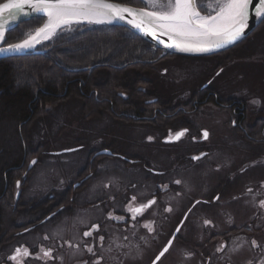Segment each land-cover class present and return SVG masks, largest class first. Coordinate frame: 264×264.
<instances>
[{"label": "rangeland", "instance_id": "1", "mask_svg": "<svg viewBox=\"0 0 264 264\" xmlns=\"http://www.w3.org/2000/svg\"><path fill=\"white\" fill-rule=\"evenodd\" d=\"M198 1L201 2L198 3ZM197 3L198 6L207 9L213 0H197ZM34 18L30 20L33 21ZM30 23L24 29V38L44 24L43 22L37 25V28H33L35 23ZM79 26L84 25H75L72 28ZM262 27H264V21L258 28ZM65 32L68 31L59 33ZM20 34L18 33V36ZM261 34V30H258L253 36L250 35L251 37L249 36L229 51L201 57L172 56L146 42L151 51V59L143 56L142 60L136 61V65L153 67V72H149L150 76L147 77L154 81V89L145 83H141L138 88L147 92L152 91L160 98H166L172 93V81H174V91L176 90L178 95L174 102L182 103L189 97L193 99L195 93L203 91L202 86L208 83L209 86L206 89L213 86L215 91L226 99L234 97L245 100L254 112L253 115L258 112L264 113V37L259 41L260 46L257 43L254 53H246L244 58H235L236 51L243 50L244 46H248L252 41L258 42ZM48 42L38 44L32 51L41 50ZM14 43L19 41L11 40L9 45ZM227 56H231L232 59L227 63L228 65L222 67L220 59L225 60ZM204 61L208 64L212 62L218 67L211 70ZM236 63L239 64L238 67ZM164 65L168 70L164 69ZM156 73L157 76H155ZM154 102L157 100L154 99ZM176 113L178 115H172L170 121L169 119L165 121L171 127L166 126L161 132L148 130L146 126L149 124H145L147 121L126 119L128 124L124 123L123 126L129 132L125 135L131 136L135 146L127 154L131 160L139 162L128 163L120 157L103 158L97 161L93 170V174L97 175L95 179L87 181V187L89 186L88 189L93 187V190L97 191L98 197H92L90 194L89 196L98 199V203L89 207L79 206L72 209L73 217L70 216L71 214L69 217L79 216L77 217L79 221L73 225L72 222L68 223L66 215L62 213L52 220L44 221L43 217L52 204L44 207L40 203L49 198V194L64 190L74 182L76 178L74 176L80 169L88 167L89 158L93 154L92 150L99 148L102 141L100 140L98 145L96 141L90 140L86 143L82 141L76 143L75 139L79 134L84 136L83 134L87 132H97L101 128L95 123H89L84 126L86 133H74L71 128L59 133L57 130L40 129V121L32 125L29 129L31 147L36 149L45 144L47 149H38V154L29 155L24 168L18 170L12 178L14 211L11 210V212L15 214L17 227L11 233L14 238L0 246V264H10L9 257L14 254L15 248L25 241L33 244L30 248L31 255L27 258L28 264H35L39 261L38 256H44L38 244L48 247H42L45 250L54 249L59 254L52 255L56 258L61 257V262L46 264H80L88 261V258L91 262L86 264H94L98 259L99 264H144L149 257L153 258L160 253L179 225L181 226L176 240L159 264H170L171 261V264H202L204 254L211 257L212 248L218 249L226 241L228 244L224 255L233 264H244L249 261H253V264H264V207L260 204L264 201V194H261L264 193V186L260 187L261 183H264V145L260 150L254 138L247 139L246 135L236 131L232 125L228 124L230 117L225 109L213 103L205 104L197 112L186 113L181 109ZM54 125L51 122L50 128L53 129ZM151 125L156 126L157 123ZM184 127L190 128L194 133L192 135L191 130L186 131L184 139L189 140L188 142L183 143V139L178 140L177 145H174V142H165V138L170 133L173 136ZM130 129H133V132H130ZM205 130L209 133L206 140L202 136ZM3 131L8 137L7 134L12 133V128L5 127ZM149 137L152 139L149 140ZM7 139L9 145L13 147L14 142L11 138ZM80 144L81 149H76ZM8 147L2 145L0 158L3 162H5ZM68 149L73 150L64 152ZM199 150H206L208 153L195 161L193 155ZM118 152L124 153V151ZM33 160L37 163L32 164ZM146 164L151 165L148 166L150 168L153 167L165 173L153 174L145 169ZM226 179L229 181V186L226 187L227 190L224 189V195L221 196L222 189H216V187ZM177 180L180 184L175 182ZM18 181L20 186L16 185ZM171 181L172 184L175 182L174 186L169 185ZM20 192L24 194L16 199L15 194ZM210 192L213 193L210 194ZM216 195H219L220 199L211 205H208L209 200L208 202L198 200L210 198L213 202ZM132 197L136 199L133 200ZM154 197L157 199V204H153L154 206L149 207L150 210L147 208L133 219L132 213L128 211L129 205L135 208ZM32 199L38 203L31 205ZM127 203V207L124 208V204ZM109 208H112L110 217L106 214ZM187 213L189 214L186 218ZM53 214L54 212L50 215ZM128 216L131 218L129 223H118L124 221L117 217ZM206 219H209L211 223L205 228L203 224ZM35 222L40 225L38 228L21 232L20 227L24 226L25 230ZM92 222L100 225V231L93 232L92 236L82 241L80 231L75 224L85 225ZM142 222L149 223L151 229L154 228L155 223V234L142 236L146 231L138 228V224ZM127 228L129 230L125 231ZM237 228L242 230L234 234ZM90 229L91 226H88L85 231ZM44 235L48 237V241L44 239ZM101 235L105 239L102 244L99 240ZM253 240L257 241L258 247L252 248ZM69 243L72 247H69ZM86 246L92 247L94 254L89 253ZM222 261L223 259L212 256L210 264H222Z\"/></svg>", "mask_w": 264, "mask_h": 264}, {"label": "trees", "instance_id": "2", "mask_svg": "<svg viewBox=\"0 0 264 264\" xmlns=\"http://www.w3.org/2000/svg\"><path fill=\"white\" fill-rule=\"evenodd\" d=\"M3 1L5 0H0V3ZM112 1L144 7L139 0ZM32 20L22 22L10 30L5 45H9L11 40L21 42L25 35L24 29L30 22L35 23L33 28H37L45 19L36 17ZM258 30L262 32L258 42L252 41L248 46H244L243 50L236 51L235 58H244V54L255 52L257 43L261 45L259 41L264 37V27L255 30L251 36ZM18 33L21 34L18 36ZM43 49L42 53L30 52L22 56L0 59V151L3 144L10 146L7 138L14 142L13 147H8L5 162L0 158V246L14 238L11 233L17 227L15 214L11 212L14 207L12 178L18 170L24 168L29 155L38 154L40 149H47L45 144L36 149L30 145L29 129L39 121L40 129L57 130L59 133L69 128L74 130V133H86L84 126L95 123L101 130L87 132L84 136L79 134L75 139L76 143H86L90 140L98 144L101 140V146L124 151V154L128 155L135 146L131 136L125 135L129 132L123 126L124 123L128 124L126 119L130 121L140 116L152 118L153 120L142 121H147L145 124H149L146 126L148 130L161 132L168 126V122H165L166 119L170 121L168 115L176 116V112L181 109H193L197 112L205 104L213 103L229 114L228 124L231 125L232 118L237 119L243 127L238 132L246 135L247 139L254 138L258 148H263L264 143L259 141L264 138V113L253 115L254 112L243 99H226L211 86L206 91H197L193 99L189 97L182 103H175L174 99L178 95L177 91H174V81L172 93L166 98H160L152 91L140 90L138 87L141 83L154 89V81L147 77L150 76L149 72H153V67L136 65V61L142 60L143 56L151 59V51L146 41L126 27H75L71 31L56 35L40 51ZM231 56H227L225 60L220 59L222 67L228 65ZM207 66L211 70L218 67L212 62L207 63ZM238 66L236 63V67ZM164 69L168 70L165 65ZM152 99L157 102H147ZM156 106L159 112H156ZM51 122L55 124L53 129L50 128ZM153 122L157 125H151ZM5 127L12 128V133L7 134L8 137L3 131ZM131 131L133 132V129H130ZM65 198L68 199V194Z\"/></svg>", "mask_w": 264, "mask_h": 264}, {"label": "snow or ice", "instance_id": "3", "mask_svg": "<svg viewBox=\"0 0 264 264\" xmlns=\"http://www.w3.org/2000/svg\"><path fill=\"white\" fill-rule=\"evenodd\" d=\"M141 2L145 6L134 9L112 0H6L5 3H0V42L4 40L7 25L15 22L21 13L29 14L25 6H28L31 11L41 13L47 19L42 27H38L34 33H28L21 42L10 44L7 48L0 47V53L31 49L41 41L50 40L60 31H71L73 25L85 22L103 24L114 21H124L145 34H151L152 38L165 48L180 52L208 53L240 39L248 26L250 15L264 18V0H213L207 9L198 6L197 0H141ZM157 33L167 37L171 43L158 39ZM183 134V131L178 132L176 138L179 139ZM208 135L209 133L205 130L203 136L207 138ZM151 139L149 137V140ZM36 163L37 161H32V164ZM175 182L180 184L179 180ZM17 185L19 186V181ZM132 199L136 198L132 197ZM155 203V199H151L135 208L129 205L128 211L135 219L144 209ZM260 204L264 207V201ZM167 210L171 211V209ZM117 219H123V217H117ZM204 223L207 225L211 222L205 220ZM145 227L149 231L152 230L149 224H145ZM98 230L99 225L94 224L90 230L83 232V236L90 237L94 231ZM47 238L46 236L45 239ZM99 240L102 243L104 236H99ZM251 244L253 247H258L255 240L251 241ZM170 245L171 241H169ZM69 247H72L70 243ZM86 247L89 253H93L92 247ZM223 247L224 245L217 251H221ZM40 251L45 257L51 258L50 250L41 248ZM167 251L166 246L156 259L159 260L160 256ZM30 255L28 248H16L9 259L19 264L17 260L19 256ZM94 264H99V259Z\"/></svg>", "mask_w": 264, "mask_h": 264}, {"label": "flooded vegetation", "instance_id": "4", "mask_svg": "<svg viewBox=\"0 0 264 264\" xmlns=\"http://www.w3.org/2000/svg\"><path fill=\"white\" fill-rule=\"evenodd\" d=\"M259 27V26H258ZM245 41V40H244ZM243 41V42H244ZM177 56H182V55H177ZM209 85H208V83H206V84H204L203 86H202V89L203 90H205L207 87H208ZM147 102H152V104H155L156 102H154V99H152L151 101H147ZM195 103H197V102H195ZM195 103H194V105H195ZM199 103V102H198ZM197 103V104H198ZM209 104V103H208ZM159 109V108H158ZM158 109H157V106H156V112H159L158 111ZM185 112L186 113H191V112H193V110H190V111H187V110H185ZM169 117H170V119H172V114H170V115H168ZM135 119V118H134ZM136 119H141V120H144V119H146V120H149V119H152V118H149V117H143V116H140V117H137ZM153 120V119H152ZM231 125L235 128V129H237V131H239L240 129H243V127H241L240 125H239V123H238V121H237V119H235V118H232L231 119ZM168 127H171V125L170 126H168ZM190 131L191 129L190 128H188V127H184L182 130H180L179 132H182L183 131V135L182 136H180L179 137V139H177L176 138V134L175 135H173L172 136V133H170L169 134V136L168 137H166L165 138V142H168V143H172V142H174L175 144L174 145H177L178 144V140H182L183 139V143H186V142H188L189 140H185L184 139V137L186 136V131ZM191 132H192V135L194 134L193 133V131L191 130ZM191 136V135H190ZM202 136H203V134H202ZM190 138V137H189ZM203 139H205L206 140V138L203 136ZM180 140V141H181ZM264 138L263 139H261L259 142H261V143H264ZM179 141V142H180ZM201 142V141H200ZM109 147H107V146H101V147H99V148H95L94 150H92L93 151V154L90 156V158H89V165H88V167L86 168V169H84L85 167H83L82 169H80L78 172H77V174L74 176V177H76L75 179H74V182H72V183H70L66 188H64V190H62V191H60V192H58V193H55V194H49V198H47V199H45L44 201H42L41 203H40V205L41 206H44V207H49L51 204H52V206H51V208L46 212V214H45V216L43 217V220L44 221H46V220H48V219H50V220H52L55 216H57V215H59L60 213H62V215H66V217H67V220H68V223L69 222H72V225H73V223H75L76 221H79V218H77V217H79V216H77V217H75V218H70L69 217V215L71 214V212H72V209H75L76 207H79V206H85V207H89V206H91V205H93V204H96V203H98V199H96V198H90V196H89V194L92 196V197H98V196H96V192L97 191H94L93 190V187L91 188V189H88L89 188V186L87 187V181L89 180V179H95V177H96V175L97 174H93V170L95 169V164H97L96 162L97 161H101L103 158H114V157H120V158H124L128 163H137V162H139L138 160H131L130 159V157L128 156V155H125L124 153H121L120 154V152H118V151H116L115 149H112V148H110V149H108ZM76 149H81V146H79V147H76ZM69 151H71V150H73V149H68ZM66 151V150H65ZM171 151H172V149H171ZM200 151V150H199ZM199 151H196V153L193 155V158L194 157H199L198 159H200V158H202V157H204V156H206L207 155V151L206 150H201L200 152ZM63 152V151H62ZM101 152H106V154H100ZM198 159H194L195 161L196 160H198ZM87 161H88V159H87ZM87 161H85V163H87ZM148 166H151V165H148V164H146V166H145V169L147 170V171H150V172H152L153 174H162V173H165V172H161V171H159V170H156V169H154L153 167H148ZM167 181V180H166ZM165 181V182H166ZM228 179H226V180H223V183H222V185H218L217 187H216V189H222V193H221V196L222 195H224L223 194V191H224V189L227 187L226 185L228 184ZM174 184H175V182L172 184V181L170 182V184L169 185H171V186H174ZM16 185H17V183H16ZM19 186H20V183H19ZM262 186H264V183H261V185H260V187H262ZM70 189H72L71 191H70ZM226 190H227V188H226ZM213 192H210V194H212ZM21 194H24V193H22V192H20L19 194H15V197H16V199H18V198H20V196H21ZM68 194V199H66L65 198V195H67ZM220 194V193H219ZM261 194H264V193H261ZM263 197H264V195H263ZM218 198V199H217ZM152 199H155V201L157 200L155 197L154 198H152ZM220 199V196L219 195H216L214 198H213V202L211 201V199L210 198H205V199H198L199 200V202H201V201H203V202H208V200L210 201L209 203H208V205H211V203H214V202H217L218 200ZM106 200H107V198H106ZM224 201H225V199H223ZM30 202H33V203H38V202H36V200H31ZM157 202V201H156ZM24 204V203H23ZM155 204H157V203H155ZM154 204V205H155ZM127 205H128V203L127 204H124V208H126L127 207ZM153 204L150 206V208L152 207V206H154ZM149 208V207H148ZM150 208L148 209V210H150ZM147 209V208H146ZM146 209H144L143 210V212L146 210ZM111 210H112V208H109L108 210H107V212H106V214L110 217V213H111ZM147 210V211H148ZM54 212V214L53 215H50L51 213H53ZM142 212V213H143ZM188 214L189 213H187L185 216H186V218H187V216H188ZM70 216H72L73 217V214H71ZM81 218V217H80ZM130 217L128 216V217H123V221L124 222H122V221H120V222H118V223H122V224H127L126 222H128L129 223V221H130ZM206 220H208L209 221V219H206ZM211 220V219H210ZM212 221V220H211ZM37 222H39V221H37ZM37 222H35V223H33V224H29L30 225V227L29 228H26L25 230H24V226H22V227H20L22 230H21V232H25V231H30V230H35L36 228H38L40 225H37L36 223ZM116 222V221H115ZM147 222V221H146ZM146 222H142V223H139L138 224V228H139V230L140 229H142V230H146L145 232H143V234H142V236L143 235H145V234H155V231H156V228H155V223H154V228L151 230V231H149V229L148 228H146L145 227V224H149V223H146ZM94 224H96V225H99L97 222H92V223H87V224H75V227H77L78 228V230L80 231V233H79V235H80V239L83 241V239H86L87 237H84L83 236V232L85 231V228L86 227H88V226H91L92 227V225H94ZM71 225V224H70ZM81 226V228L79 227V226ZM26 226V225H25ZM180 226V225H179ZM179 226H177V228L179 227ZM208 226V224L206 225V224H203V227H207ZM74 227V226H73ZM99 227H100V225H99ZM129 227V226H128ZM129 228H133V227H129ZM129 228H127L125 231H128L129 230ZM177 230V229H176ZM176 230L173 232V234H172V236L174 235V233L176 232ZM180 230V229H179ZM242 229L241 228H237V229H235V233L234 234H238V233H240L239 231H241ZM100 231V228H99V230L97 231V232H99ZM96 231H94V233H95ZM18 233V232H17ZM178 233V232H177ZM234 234H230V235H234ZM17 235V234H16ZM177 235V234H176ZM17 237H18V235H17ZM45 237H46V235H44V239H45ZM98 237V236H97ZM172 239V237L170 238V240ZM46 241H48V239H45ZM105 240V239H104ZM169 240V241H170ZM175 240H176V237H175ZM174 240V241H175ZM169 241H168V243H169ZM173 241V242H174ZM37 242H39V240L37 241ZM101 242V241H100ZM167 243V244H168ZM38 244V243H37ZM100 244H102V243H100ZM167 244L163 247V249L167 246ZM173 243H171V245H172ZM227 241L223 244L224 245V247L222 248V250L221 251H217V248L216 249H214V248H212V256H217V257H219L220 259H223V261H222V264H233L232 263V261H230V260H228L226 257H225V255H224V251L226 250V248H227ZM32 245L33 244H30V243H28V242H26L25 241V243H22V244H20V245H18L17 246V248H28L29 249V251H30V253H31V247H32ZM171 245H170V247L168 248V250H170V248H171ZM35 247H37V245L35 246ZM34 247V248H35ZM38 247H39V249L40 248H42V247H44V248H48V247H45L44 245H42V244H38ZM252 248H253V246H252ZM16 249V248H15ZM162 249V250H163ZM48 250H50L51 251V258H49V257H45V256H38V262H36L35 264H46V263H57L56 261H59V262H61V257H59V258H56L55 256H53L52 254H59L57 251H55L54 249H52V248H50V249H48ZM161 250V251H162ZM160 251V252H161ZM215 251V254H213V252ZM168 252V251H167ZM166 252V253H167ZM35 253V252H34ZM166 253L159 259V261H157L155 264H159L160 263V261L166 256ZM160 254V253H159ZM158 254V255H159ZM157 255V256H158ZM205 255V258L203 259V261H202V264H210V260H211V258H212V256L211 257H209L208 255H206V254H204ZM157 256H153V258H150L149 257V259L144 263V264H153L154 262H155V260H156V258H157ZM29 256H27V257H25V256H19L18 258H17V260L19 261V264H28V262H27V258H28ZM100 259H102V258H100ZM13 260H11L10 261V264H17V261H15V262H12ZM87 262H91V260L88 258V261H85V262H82V263H80V264H86ZM172 262V261H171ZM171 262H170V264H171ZM244 264H253V261H249V262H247V263H244ZM258 264H260V263H258Z\"/></svg>", "mask_w": 264, "mask_h": 264}, {"label": "water", "instance_id": "5", "mask_svg": "<svg viewBox=\"0 0 264 264\" xmlns=\"http://www.w3.org/2000/svg\"><path fill=\"white\" fill-rule=\"evenodd\" d=\"M5 2H6V0L3 1L2 3H5ZM112 2H115V1H112ZM115 3H119V2H115ZM121 4H124V3H121ZM124 5L129 6V7H132L134 9H139V7H134V6H131V5H128V4H124ZM25 10L27 12H29L28 15H24L23 13H21L18 16V18H17V20L15 22H11L9 25L6 26L5 37H4V40L2 42H0V47H3V48H7L8 47V46H4V44H5L6 40H7V37H6L7 36V33L10 30H12L15 27H17L20 23L25 22V21H28V20H30L33 17H45V16H42L41 13H37V12L31 11V9H29L28 6H25ZM262 21H264V18H257L254 14L250 15V19L248 21V26L245 28L244 34H243V36L240 39H238L237 41H235L232 44L227 45L226 47L219 48V49H216V50H214L212 52H208V53L180 52V51H176L175 49L165 48L163 45L157 43V40L153 39L151 34H145L144 32L139 31V30L133 28L131 25L125 23L124 21H114L113 23H106V24H103V25H114V26L118 25V26L126 27V28L130 29L133 33H135L136 35H138L139 37H141L143 40H145L146 42H148L151 45L155 46L156 48L161 49L165 53L174 54V55H182V56L201 57V56H208V55H213V54H216V53H220V52L226 51V50L234 47L235 45H238L239 43H241L242 41H244L247 37H249L255 31V29L262 23ZM157 37H158V39H163L166 42L171 43V41H168L167 40V37L160 36L159 33H157ZM46 42H48V41H46ZM33 49H28V50H25V51H16V52L7 51V52H4V53H0V59L1 58L12 57V56H22V55H25V54L29 53V51H32ZM32 52L42 53V51H40V50H38V51H32ZM67 151H69V150H66L64 152H67ZM100 154H106V152H101ZM180 226L177 229H179ZM177 232L178 231L176 230V232L172 236V239L170 240L171 243H173V241L175 240V237H176ZM167 247L168 248L170 247L169 246V243L167 244ZM161 257L162 256H160V258ZM157 261H159V260L156 259L153 264H155Z\"/></svg>", "mask_w": 264, "mask_h": 264}, {"label": "bare ground", "instance_id": "6", "mask_svg": "<svg viewBox=\"0 0 264 264\" xmlns=\"http://www.w3.org/2000/svg\"><path fill=\"white\" fill-rule=\"evenodd\" d=\"M42 16H44V15H42ZM46 18V16L44 17V19ZM47 19V18H46ZM46 19L44 20V23H45V21H46ZM86 24H88L87 22H85V23H81V24H79V25H86ZM103 24H106V23H103ZM103 24H92L93 26H106V25H103ZM91 25V24H90ZM43 26V25H42ZM41 26V27H42ZM73 26H75V25H73ZM72 26V27H73ZM35 32V31H34ZM5 33H6V31H5ZM53 38V37H52ZM46 41H49V40H44V41H41L40 43H43V42H46ZM37 45V44H36ZM35 45V46H36ZM34 48V47H33ZM33 48H31V49H33Z\"/></svg>", "mask_w": 264, "mask_h": 264}]
</instances>
